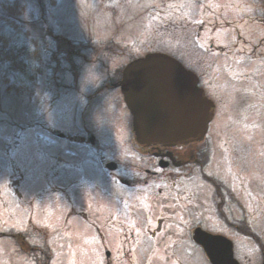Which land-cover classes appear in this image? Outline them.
<instances>
[{
	"label": "flooded vegetation",
	"instance_id": "obj_1",
	"mask_svg": "<svg viewBox=\"0 0 264 264\" xmlns=\"http://www.w3.org/2000/svg\"><path fill=\"white\" fill-rule=\"evenodd\" d=\"M172 2L164 4L163 14L151 22L150 30L156 22L179 30L184 48L175 59L195 74L197 85L214 105L204 137L176 146L139 143L121 92L122 69L130 60L111 69L104 55L105 64L98 56L90 58L67 47L69 58L53 60L52 56L49 62L41 60L38 64L40 83L44 79L48 87L41 95L36 121H40V130L46 127L52 147L48 154L40 145L39 168L64 180L71 172L84 173L77 186L83 191L93 189V196L87 192L89 214L82 219V231L76 232L89 241L92 239L85 228L91 221L100 222L108 231L115 226L119 241L123 224L132 223L139 211L142 223H132L133 227L155 238L177 224L178 238L193 242L207 264H212L209 257L231 258L230 254L236 260L230 264H264V184L256 172L264 146V42L255 38L254 31L251 36L243 31L248 24L264 22V0ZM236 23L243 26L239 28ZM175 31L161 32L167 34L163 40L174 44ZM95 52L100 54L99 49ZM74 53L83 58L71 56ZM87 58L99 63L97 71L103 73L102 78L95 83L96 77L91 78L87 84L86 69L82 68L80 77L71 75L70 84L57 81L59 61L76 72L77 61ZM207 67L211 68L209 74ZM92 84L94 88H86ZM76 107L80 120L71 123ZM62 124L66 127L58 126ZM60 141L65 143L60 147L63 157H58V148L52 146ZM74 143L75 153L71 148ZM87 152L97 158L105 174L100 182L84 171ZM160 200L161 209L155 211L153 205ZM30 234L21 235L20 247L35 253L38 264H49L52 256L44 255L41 240L37 242L41 234L37 229ZM84 241L74 244L72 252L84 246ZM134 260L136 255L127 245L117 263L132 264Z\"/></svg>",
	"mask_w": 264,
	"mask_h": 264
},
{
	"label": "rangeland",
	"instance_id": "obj_2",
	"mask_svg": "<svg viewBox=\"0 0 264 264\" xmlns=\"http://www.w3.org/2000/svg\"><path fill=\"white\" fill-rule=\"evenodd\" d=\"M2 1L0 0V3ZM17 1L24 7V11L18 15V18L14 16L9 18L18 24L15 29L4 22L3 19L6 17L0 10V18H3L0 19V34L7 39V47L4 50L9 47L18 53L16 59L9 60L7 53L0 50V264H30L31 262L36 264L35 258L32 257L34 255H29L28 262L29 252L21 250L18 244L22 241L21 235L30 237V233H33L35 229L38 234H41L37 242L41 240L39 244H43L41 245L43 254L52 256L54 264H65L66 259L68 264H81L77 258L81 255H85V264H116L118 260L121 262L122 250L126 249L127 245L133 248V255H137L134 264H146V261H148L147 264H171L173 257L179 259L181 264H207L206 260L201 258L199 249L191 241H182L180 246L173 248L174 250L166 247L168 243L173 245L178 242V237L166 239L168 235L175 236L178 232L177 224L172 226L171 231L166 228L165 234L158 235L159 237L156 238L147 236L139 228H133V231L138 230L139 237H135L131 243L123 240L121 245L120 238L117 241L115 226L108 231L100 222L91 221V225L85 228V233L91 236V244L88 238L77 235L76 232H81L83 229L82 219L89 214L85 206L89 193L92 194L91 191H93V189L83 191L77 186L78 179L84 173L71 172L70 177H65L64 180L55 178L56 174L42 173L38 165L42 159L40 145L47 149L48 154L52 152V147L51 137L46 127L39 129L38 119L37 127L36 118L39 116L41 95L47 91L48 85L44 79L40 83L42 79V75H39L40 67L36 61L32 60L31 50L33 49L34 55L38 51L43 57L41 60L46 63L52 56L53 60L69 58L70 52L67 54L64 49L69 47L80 50V53H86V56L90 58L98 56V61L103 64L106 58L111 69L144 54L145 50L163 52L179 58L184 46L179 41L180 34L177 28L171 27V24L156 22L150 30L151 22L163 14L167 6L164 4L170 1L169 4L172 5L174 4L172 0H54L52 3L50 0ZM169 9L170 6L166 13ZM236 25L241 28L243 23H236ZM174 29L176 30V33L173 32L175 33L174 44L166 41L167 39L163 40L167 34L161 35V32L165 33ZM243 31L250 36L254 31L255 38L259 42H264V22L260 21L255 26L248 24ZM243 41L244 39H241V43ZM44 46L48 48L44 49ZM55 47L61 48L57 50ZM140 47H143L142 51ZM96 49H99V55H96ZM71 56L83 58L76 53ZM202 56L205 54L203 53ZM90 58L84 62L77 61L76 72L59 61L55 73L57 81L61 85L70 84L71 75L80 77V72L84 68L88 77L87 84H90L89 79L96 77L95 83L97 79L103 77V73L97 71L99 63L90 62ZM261 59L264 60V54ZM16 66L21 70L13 68ZM103 69L106 70V68ZM207 69L209 74L211 68L207 67ZM93 85H87L86 88L92 89ZM58 88L64 91L63 88ZM78 115L79 110L76 107L70 122L79 121ZM58 126L66 127V124ZM226 129L228 130V127ZM233 134L240 139L239 134ZM25 136H27L26 139ZM63 144L65 143L61 141L57 146L52 144L54 148H58V157L64 156L60 151ZM76 147V143L71 146L74 153ZM81 156L82 150L78 154V157ZM18 159L25 163L27 171L24 168L23 171L17 169ZM47 160L48 158H45V162ZM84 165L85 173L96 182L104 178L105 174L99 161L96 157H92L90 152L86 153ZM20 171L19 175L13 176L12 173ZM256 172L264 184L263 144L258 156ZM21 176L23 179H20ZM94 193L98 194L97 191ZM63 200L65 201L61 203L60 201ZM168 202L170 204L169 199ZM175 203L177 204V201ZM161 204L160 200L153 205V209L160 210ZM175 207L177 208V205ZM42 210L45 213L44 218L48 217L52 220L51 224L42 218ZM135 215L137 220L134 222L141 224L142 214L136 211ZM41 218L42 222L48 225L38 224ZM122 233L126 239H129L132 234L131 231L126 230ZM81 239H85L84 246L79 247L74 255L72 248L74 244H80ZM106 250L109 252L108 258L105 257ZM162 254L165 255L164 259Z\"/></svg>",
	"mask_w": 264,
	"mask_h": 264
},
{
	"label": "water",
	"instance_id": "obj_3",
	"mask_svg": "<svg viewBox=\"0 0 264 264\" xmlns=\"http://www.w3.org/2000/svg\"><path fill=\"white\" fill-rule=\"evenodd\" d=\"M125 101L143 143L175 145L203 136L212 103L195 86L193 75L172 57L149 53L123 71Z\"/></svg>",
	"mask_w": 264,
	"mask_h": 264
},
{
	"label": "trees",
	"instance_id": "obj_4",
	"mask_svg": "<svg viewBox=\"0 0 264 264\" xmlns=\"http://www.w3.org/2000/svg\"><path fill=\"white\" fill-rule=\"evenodd\" d=\"M21 9L22 7H20V4H19V1L17 0H12V1H2L1 5H0V10L3 11L4 14H8V16H5L6 19H5V22L7 24H9L10 26H15V23L10 20L9 18L12 17V16H15L16 14H19L21 12ZM3 43L1 44V46H7L6 45V39L4 38H1ZM8 51V50H7ZM12 54L8 55V58H17V54L14 53L13 50H11Z\"/></svg>",
	"mask_w": 264,
	"mask_h": 264
}]
</instances>
